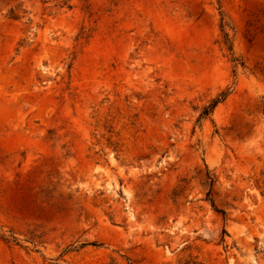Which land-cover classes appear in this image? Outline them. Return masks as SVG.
<instances>
[{
  "label": "rangeland",
  "instance_id": "1",
  "mask_svg": "<svg viewBox=\"0 0 264 264\" xmlns=\"http://www.w3.org/2000/svg\"><path fill=\"white\" fill-rule=\"evenodd\" d=\"M0 264H264V0H0Z\"/></svg>",
  "mask_w": 264,
  "mask_h": 264
},
{
  "label": "trees",
  "instance_id": "2",
  "mask_svg": "<svg viewBox=\"0 0 264 264\" xmlns=\"http://www.w3.org/2000/svg\"><path fill=\"white\" fill-rule=\"evenodd\" d=\"M213 109H214L213 106H211L210 108L206 109V111L204 112L203 116H208L212 112Z\"/></svg>",
  "mask_w": 264,
  "mask_h": 264
}]
</instances>
